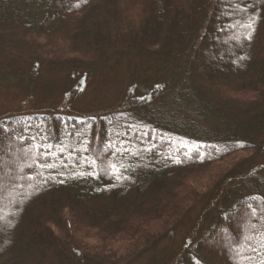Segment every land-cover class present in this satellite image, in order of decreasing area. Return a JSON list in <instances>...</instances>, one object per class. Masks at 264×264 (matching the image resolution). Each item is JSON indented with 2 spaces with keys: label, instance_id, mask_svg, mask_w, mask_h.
<instances>
[{
  "label": "trees",
  "instance_id": "16d2710c",
  "mask_svg": "<svg viewBox=\"0 0 264 264\" xmlns=\"http://www.w3.org/2000/svg\"><path fill=\"white\" fill-rule=\"evenodd\" d=\"M0 99V264H264V0H0Z\"/></svg>",
  "mask_w": 264,
  "mask_h": 264
},
{
  "label": "rangeland",
  "instance_id": "374dc122",
  "mask_svg": "<svg viewBox=\"0 0 264 264\" xmlns=\"http://www.w3.org/2000/svg\"><path fill=\"white\" fill-rule=\"evenodd\" d=\"M49 86H52V84H49ZM5 104L1 101V99H0V115H3L7 110H8V108L6 107V105L4 106ZM195 182V181H194ZM193 182V183H194ZM205 179H203V178H201L198 182H197V184H198V186L196 187L197 189H199V190H201V188L204 186V184H205ZM196 184V185H197ZM203 185V186H202Z\"/></svg>",
  "mask_w": 264,
  "mask_h": 264
},
{
  "label": "snow or ice",
  "instance_id": "6c2138e0",
  "mask_svg": "<svg viewBox=\"0 0 264 264\" xmlns=\"http://www.w3.org/2000/svg\"><path fill=\"white\" fill-rule=\"evenodd\" d=\"M252 23H255V20H254V18H253V21H252ZM247 27L248 28H252V24H249V25H247ZM251 37V32L249 33V38Z\"/></svg>",
  "mask_w": 264,
  "mask_h": 264
}]
</instances>
